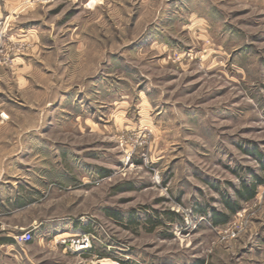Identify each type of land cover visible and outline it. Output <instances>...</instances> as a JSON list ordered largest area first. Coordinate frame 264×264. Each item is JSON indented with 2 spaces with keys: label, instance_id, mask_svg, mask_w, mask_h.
Here are the masks:
<instances>
[{
  "label": "rangeland",
  "instance_id": "rangeland-1",
  "mask_svg": "<svg viewBox=\"0 0 264 264\" xmlns=\"http://www.w3.org/2000/svg\"><path fill=\"white\" fill-rule=\"evenodd\" d=\"M17 180L0 264H264V0H0Z\"/></svg>",
  "mask_w": 264,
  "mask_h": 264
},
{
  "label": "crops",
  "instance_id": "crops-1",
  "mask_svg": "<svg viewBox=\"0 0 264 264\" xmlns=\"http://www.w3.org/2000/svg\"><path fill=\"white\" fill-rule=\"evenodd\" d=\"M31 178H33V181L39 182V184H42V182H43V185H44L45 181L43 180L41 175H32ZM7 182L8 183L2 182V184H6L7 189L9 191L14 192V196L13 197L10 196V198H8L7 203H5V201H3V200L2 201L0 200V213H7V212L10 213L11 212L10 208L13 207L16 210H18L21 206H23V202H21L22 197H19V193H18L19 190H21V186H22L21 184L23 181L17 180V181H15L14 184L9 183V181H7ZM1 187H4V186L0 184V188ZM35 188H38V185ZM6 206L8 208V211L3 210V208H6ZM49 221L50 220H45V221L41 222L40 224L45 223V222H49ZM37 226L38 225H33L32 228L35 229V228H37ZM47 227L48 226L45 227L46 230H47ZM27 243H29V242H27ZM13 244H14V241H13V239H11V237H4V238L1 237L0 238V246H4V245L10 246ZM24 244H26V243H24Z\"/></svg>",
  "mask_w": 264,
  "mask_h": 264
},
{
  "label": "built area",
  "instance_id": "built-area-1",
  "mask_svg": "<svg viewBox=\"0 0 264 264\" xmlns=\"http://www.w3.org/2000/svg\"><path fill=\"white\" fill-rule=\"evenodd\" d=\"M91 236L89 234H84L81 235V237H77L76 239H72L70 241V249L72 251H76V252H86L89 251L91 249ZM18 242L20 243H27L30 242L32 240V234L30 231H24L23 233H21L18 237H17ZM59 241L63 244H65L66 239L65 238H61L59 239ZM67 246V245H66Z\"/></svg>",
  "mask_w": 264,
  "mask_h": 264
},
{
  "label": "trees",
  "instance_id": "trees-1",
  "mask_svg": "<svg viewBox=\"0 0 264 264\" xmlns=\"http://www.w3.org/2000/svg\"><path fill=\"white\" fill-rule=\"evenodd\" d=\"M255 178H256L257 182H259V183L262 182L260 177L255 176ZM255 193H256L255 185H253L251 187L244 186L243 193L240 196H242V198L248 199V198H252L255 195ZM227 206L231 212L236 211L238 208V205H236V204L230 205L229 203H227ZM226 219H227V215H225L223 213H220V212H214L213 213V220H212L213 224L224 223L226 221Z\"/></svg>",
  "mask_w": 264,
  "mask_h": 264
},
{
  "label": "water",
  "instance_id": "water-1",
  "mask_svg": "<svg viewBox=\"0 0 264 264\" xmlns=\"http://www.w3.org/2000/svg\"><path fill=\"white\" fill-rule=\"evenodd\" d=\"M109 262H111V261H109ZM109 262H100V261H98V264H111Z\"/></svg>",
  "mask_w": 264,
  "mask_h": 264
},
{
  "label": "bare ground",
  "instance_id": "bare-ground-1",
  "mask_svg": "<svg viewBox=\"0 0 264 264\" xmlns=\"http://www.w3.org/2000/svg\"><path fill=\"white\" fill-rule=\"evenodd\" d=\"M100 262H109L108 260H100ZM111 264H116V263H113V262H109Z\"/></svg>",
  "mask_w": 264,
  "mask_h": 264
}]
</instances>
